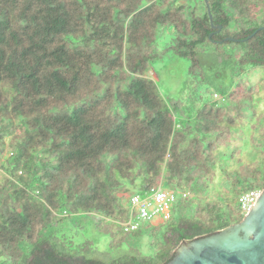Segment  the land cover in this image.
<instances>
[{
    "label": "trees",
    "instance_id": "obj_1",
    "mask_svg": "<svg viewBox=\"0 0 264 264\" xmlns=\"http://www.w3.org/2000/svg\"><path fill=\"white\" fill-rule=\"evenodd\" d=\"M208 4L221 31L205 0H0V264H169L245 220L264 193V0ZM166 57L204 91L165 99L148 73ZM202 58L227 74L213 92ZM254 119L243 162L234 129ZM158 188L170 219L125 232L129 197Z\"/></svg>",
    "mask_w": 264,
    "mask_h": 264
},
{
    "label": "water",
    "instance_id": "obj_2",
    "mask_svg": "<svg viewBox=\"0 0 264 264\" xmlns=\"http://www.w3.org/2000/svg\"><path fill=\"white\" fill-rule=\"evenodd\" d=\"M205 3L212 27L221 31L222 26L213 24L208 0ZM169 264H264V193L241 224L208 238L184 243Z\"/></svg>",
    "mask_w": 264,
    "mask_h": 264
},
{
    "label": "rangeland",
    "instance_id": "obj_3",
    "mask_svg": "<svg viewBox=\"0 0 264 264\" xmlns=\"http://www.w3.org/2000/svg\"><path fill=\"white\" fill-rule=\"evenodd\" d=\"M171 36L169 32L164 31L159 40V45L161 48H164L165 45L169 42ZM207 58H202V70L204 71V77L207 79V88L210 92H213L218 87L224 85L223 82L227 80V74L225 70H222L221 64L219 61L211 59V62H206ZM190 63L186 60L175 59L171 57H166L163 62L155 64L148 76L152 78L162 94V96L167 100H177L180 102L186 103L188 99L196 92L204 91L203 88L198 87L196 81L189 76ZM258 82V80H254ZM202 93V92H201ZM206 95V94H205ZM262 95H264L262 93ZM264 103H261L257 110V115L262 114L261 125L264 126ZM257 122L254 119L252 122L245 121V124L239 128H235V140L237 139V146L243 151L240 159L243 162H251L254 159V151L251 145V135L253 129L251 125H254ZM251 123V124H250ZM3 178V175L0 173V180ZM129 195H123V200L128 199ZM161 223L162 220H159ZM160 223H155L153 225H159Z\"/></svg>",
    "mask_w": 264,
    "mask_h": 264
},
{
    "label": "built area",
    "instance_id": "obj_4",
    "mask_svg": "<svg viewBox=\"0 0 264 264\" xmlns=\"http://www.w3.org/2000/svg\"><path fill=\"white\" fill-rule=\"evenodd\" d=\"M214 99L223 100L217 94L214 95ZM261 194L259 191H254L244 195L239 202L242 211L248 213L255 206ZM128 202L132 215L130 220L123 225V229L127 233L137 230L142 224L153 225L157 220L164 222L170 219L171 209L176 202V195L163 188L151 189L145 197L131 195Z\"/></svg>",
    "mask_w": 264,
    "mask_h": 264
},
{
    "label": "crops",
    "instance_id": "obj_5",
    "mask_svg": "<svg viewBox=\"0 0 264 264\" xmlns=\"http://www.w3.org/2000/svg\"><path fill=\"white\" fill-rule=\"evenodd\" d=\"M156 222H157V223H160L159 220H157ZM162 223H163V221H162L160 224H162ZM160 224H159V225H160Z\"/></svg>",
    "mask_w": 264,
    "mask_h": 264
}]
</instances>
